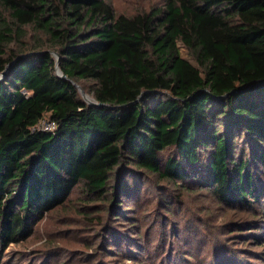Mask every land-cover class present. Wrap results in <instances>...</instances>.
<instances>
[{
	"label": "trees",
	"instance_id": "16d2710c",
	"mask_svg": "<svg viewBox=\"0 0 264 264\" xmlns=\"http://www.w3.org/2000/svg\"><path fill=\"white\" fill-rule=\"evenodd\" d=\"M45 117L55 129L36 127ZM137 170L208 189L223 206L258 205L238 235L264 223V0H163L135 14L109 0H0V255L78 187L87 203L110 200L120 221L140 200ZM130 227L138 235V219ZM127 242L114 246L150 251ZM231 243L200 264L256 259Z\"/></svg>",
	"mask_w": 264,
	"mask_h": 264
},
{
	"label": "rangeland",
	"instance_id": "374dc122",
	"mask_svg": "<svg viewBox=\"0 0 264 264\" xmlns=\"http://www.w3.org/2000/svg\"><path fill=\"white\" fill-rule=\"evenodd\" d=\"M109 1L117 13L125 14L149 11L163 3V0ZM33 34L34 30L29 28L27 39L31 40ZM179 46L182 55L194 61L190 51L182 43ZM82 83L85 88L78 85L82 97L88 102L95 101L94 83L90 80ZM87 95L93 99L88 100ZM170 153L165 152L167 156ZM134 173L141 178V197L120 221L110 219L113 209L110 200L105 202L106 207L98 202L87 203L83 189L78 187L63 206L42 219L30 238L10 244L1 252L0 264H181L177 256L169 254L171 250L182 258H191L192 264H200L208 258L214 243L227 239L233 242L229 247L237 254L256 256L242 264H264V223L259 229L248 230V236L232 230L240 221L258 220L259 211L255 210L258 205L250 209L223 206L208 189L199 186L183 189L151 172ZM135 174L133 177H137ZM136 219L140 225L138 235L133 233L138 229L130 227ZM128 236L150 251L143 250L139 255L136 249L130 252L125 249L126 253H120L114 245L120 241L126 247ZM189 249L196 256L187 255Z\"/></svg>",
	"mask_w": 264,
	"mask_h": 264
},
{
	"label": "built area",
	"instance_id": "2783aa9c",
	"mask_svg": "<svg viewBox=\"0 0 264 264\" xmlns=\"http://www.w3.org/2000/svg\"><path fill=\"white\" fill-rule=\"evenodd\" d=\"M36 127L41 130H53L56 128V122L49 119L48 117H45L40 120Z\"/></svg>",
	"mask_w": 264,
	"mask_h": 264
},
{
	"label": "water",
	"instance_id": "95a60500",
	"mask_svg": "<svg viewBox=\"0 0 264 264\" xmlns=\"http://www.w3.org/2000/svg\"><path fill=\"white\" fill-rule=\"evenodd\" d=\"M56 56H57V65H56L57 74H58L59 76H61V77L66 78L67 76H66L65 74L62 73V71H61V69H60V67H59V64H60V57H59V55H58L57 53H56ZM3 74H5V72H4ZM82 93H83V96L86 97L84 91H82ZM90 102H95V101H90Z\"/></svg>",
	"mask_w": 264,
	"mask_h": 264
},
{
	"label": "bare ground",
	"instance_id": "6f19581e",
	"mask_svg": "<svg viewBox=\"0 0 264 264\" xmlns=\"http://www.w3.org/2000/svg\"><path fill=\"white\" fill-rule=\"evenodd\" d=\"M87 99L92 100L93 98H92V96L87 95Z\"/></svg>",
	"mask_w": 264,
	"mask_h": 264
}]
</instances>
